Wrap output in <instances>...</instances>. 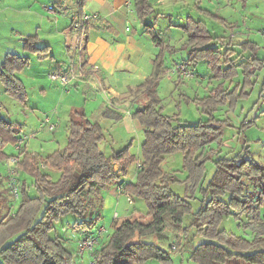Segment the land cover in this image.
<instances>
[{
    "label": "trees",
    "instance_id": "obj_1",
    "mask_svg": "<svg viewBox=\"0 0 264 264\" xmlns=\"http://www.w3.org/2000/svg\"><path fill=\"white\" fill-rule=\"evenodd\" d=\"M85 4L86 0L77 1L79 20ZM198 8L210 14L207 9ZM135 9L145 32L160 48L153 72L139 85L146 101L132 113L144 125L141 159L131 151V143L108 157L100 147L106 139L104 131L85 115L71 119L67 145L45 159L50 169L60 172L57 179L35 167L36 156L23 146L17 153L24 154L18 164L34 176L36 194L30 195L29 186L22 181L20 204L12 214L0 192V264H80L71 238L60 234L62 219L74 218L66 223L80 236L97 233L103 219L99 211L104 203L102 190L116 184L134 201L144 200L147 210L113 226L110 237L95 249L97 264H143L148 260L175 264V248L190 252V258L198 264H264V164L253 158L249 146H244L234 156L218 157L214 174L202 186L206 163L214 154L206 153L208 146L220 141L222 124L227 121L218 119L213 112L221 105L235 109L249 95L248 89L257 82L255 77L264 70V59L254 52L237 62L239 56L233 57L234 47L223 36L212 35L206 21L189 16L179 26L188 38L182 46L188 55L181 64L205 60L212 78L222 82L208 96L197 100L208 111L206 121H182L178 113H165L158 98L166 68L165 48L171 45L147 20L155 10L152 0H135ZM22 40L25 51L37 53L40 58L48 54L49 45L40 46L38 37ZM249 43L255 50L256 43ZM249 43L232 45L247 50ZM28 61V55L9 52L0 64V82L6 92L20 101L26 100L27 89L18 72ZM240 73L241 83L232 88L226 86V80L232 81ZM260 96L264 97V80ZM22 130V124L0 115V162L16 155H9L6 147L17 143ZM176 152L183 153L184 169L188 172V187L183 195L172 188V180L176 179L163 166L166 157ZM138 161L137 181L126 180L130 166ZM198 189L204 196L195 211L190 199L195 198ZM229 216L240 226L251 227L252 237L223 227L224 218ZM245 217L248 221L240 223Z\"/></svg>",
    "mask_w": 264,
    "mask_h": 264
},
{
    "label": "rangeland",
    "instance_id": "obj_2",
    "mask_svg": "<svg viewBox=\"0 0 264 264\" xmlns=\"http://www.w3.org/2000/svg\"><path fill=\"white\" fill-rule=\"evenodd\" d=\"M48 3L49 0H20V5L17 7L16 0H0V62H2L5 53L8 51L25 53L22 39L26 37V35L33 34L38 37L37 34L45 33L44 27H48V24L55 25L54 20L48 18V15L46 14L47 9L44 6ZM152 3L155 10L147 18L148 22L155 25V28L162 39L167 41V37H170L171 40L167 41V44L169 43L171 48L176 49L175 51H172L171 48H165L167 51L166 54L168 55L166 62L168 63L171 60L168 65L166 63L165 65L171 70H165V73L167 72V74H165V78L162 77L160 84L161 89L159 88L158 98L160 101H163L161 104L166 106L167 114L174 115L178 113V116L182 121H206L209 117L208 111L203 109V106L199 105L197 100L208 96L210 90L222 81L212 78L213 73L208 62L205 60L197 62L193 65V67L191 66V68L187 65L188 70L193 73L190 76H187L177 70L172 72V70L176 68V62L184 63L183 60L188 55V50L182 49L183 44L188 39L187 33L182 31V28L179 26L180 24H184L189 16H192L195 19H203L206 21L207 28L212 35L223 36L227 42H233L235 44H241L242 42H254L256 43L255 50L251 49L250 43L248 44L250 45V51L252 54L255 52L258 57L264 58V0H152ZM75 5L77 7L76 3ZM198 6L207 9L210 14L206 15L198 8ZM16 8L20 9L19 13L13 12ZM60 17L63 20L64 17ZM35 21H38L39 24L43 21L45 24H43V27L40 28L36 25ZM68 21L69 23L71 22L70 19H68ZM171 27L178 29V31L173 30V32H170L169 28ZM18 32H21V34H18ZM42 40L43 38L40 41ZM83 40H85V35L83 36ZM43 44L45 43L40 42V46ZM233 46L234 45H232V47ZM235 46L237 47V45ZM27 52L31 54V52ZM172 58H175V60H172ZM37 59V56L33 57L32 55L29 58V62L31 61L34 68L42 66V68L50 69L49 61L42 63V65H36ZM28 68L29 65H27L26 69ZM44 74V77H46L47 73ZM25 75L24 84L26 89L28 88L25 101L28 100L29 106L41 103L44 107H47L58 103V99H54L53 95L50 94L51 92L44 98L43 96L38 95L39 92H36V90L31 87L30 76H32V72H26ZM179 78L182 79V82H179ZM256 79L258 81L250 89H248L250 92L249 95L245 97V99H241L239 101L238 107H236L238 110L236 108L229 109L228 105H221L213 112L218 119L227 121H224L222 124L223 133L220 141H215L208 146L206 153L208 154V152H210L211 154L214 152V154H209L211 158L206 163V172L202 186L207 185L209 179L214 174L215 160L218 159V157L234 156L239 151H242L244 146H249L253 158L264 164V97L259 96L264 80V72L259 74ZM229 83H227L226 86L230 87L231 84ZM48 85H50V83ZM0 86L4 87L1 82ZM175 88L179 89L175 90ZM179 95L183 96L184 99L182 100L180 106H174L172 98H178ZM7 97L9 98V101L3 99L5 104L3 110L0 109V115L8 118L9 120H13L14 122L23 124V127L26 126L29 131V139L26 142L28 143V141L33 138L32 144L34 145L37 140H34L35 138L32 137L33 133L30 132H32L31 126H36L35 117L32 116L30 109H25V106L18 98H14L13 95H7ZM68 99L69 97L65 99L67 100L66 104L70 101ZM66 104H64V107ZM243 105H245V110L242 113L240 111L242 110L241 106ZM228 110H231V112L227 113ZM234 111L236 113L231 115ZM38 115H40V113H38ZM58 116L61 119V130L59 132H50L45 140H40L42 141L41 143L43 144L44 149H41L39 145L40 142L38 143V141V144L34 145L35 147H31L32 145L30 146L31 149L37 148L40 156L42 155L45 157L50 153L51 148L56 145L54 134H56L57 140L61 142V148H64L68 140V127L65 126L66 119L64 110L57 113L56 117L58 118ZM250 121L251 123H247ZM42 124L43 123H41V125ZM38 127L40 126L38 125ZM45 130H48V128H45ZM140 136L141 141L139 142L138 139H135L131 147L132 152L135 153L139 159L142 157L141 145L144 138L143 133ZM52 141H54V144H52ZM14 149V154H17L15 144H9L6 147V151L9 154L11 151H14ZM139 162L135 163L134 166L131 167L130 175L127 177L128 181H137V176L133 177V175L137 172V165H139ZM163 166L171 173L172 178L176 179L175 181L172 180V188L179 194L183 195L184 191L188 187L185 182L188 172L184 169L183 153L176 152L168 155ZM8 170L6 162H0L1 175L4 174L5 176V174L8 173ZM28 177V181L31 182L32 180L30 179H33L32 176L29 175ZM6 179L3 176H0V181L2 183L0 192L1 195L6 197L7 203L10 205L12 210H14L16 206H19L20 200H16L14 198V195L11 193L9 186L7 185L9 179L8 176ZM18 183L21 187L22 178L18 180ZM112 193L114 194L115 192ZM31 194H36L35 186H33ZM202 196H204L203 192L198 189L196 190L195 198L190 199L195 211L201 206ZM113 208L119 210L113 213L114 219L120 217V219L117 220L118 223L127 217L134 218L138 216L139 211L145 212L147 210L144 200L137 199L133 203H130L126 194H124L123 199L118 202L116 207H113V201L111 202L108 200L105 205L103 203V206L99 208V211L105 217L113 212ZM14 213L15 210L12 211V214ZM70 218L72 217H64L62 219L63 226L59 227V229L62 236H69L71 238V245L74 249H76L75 244L78 238L76 236L77 234L75 230H73V228H69L66 223L67 219ZM73 219L74 218H72V221ZM246 221H248L247 217H245V220L240 223H244ZM222 226L228 230H232L241 235H246L250 238L253 235V229L251 227L247 228L240 226L239 222L231 216L224 218ZM107 230L109 232L106 233L105 240H107L113 232V226H109ZM173 250L174 252L172 256L175 264H198L190 258V252L178 251V248ZM85 262V264H90L91 259L88 258ZM143 264L163 263L159 260H148Z\"/></svg>",
    "mask_w": 264,
    "mask_h": 264
},
{
    "label": "crops",
    "instance_id": "obj_3",
    "mask_svg": "<svg viewBox=\"0 0 264 264\" xmlns=\"http://www.w3.org/2000/svg\"><path fill=\"white\" fill-rule=\"evenodd\" d=\"M75 3L77 4V1L74 0H49L48 5H53L57 12L56 14H51L47 11L46 14L48 18L54 20L55 25L48 24V27H44V34H37L38 44L44 42L46 45H49L48 54L46 56L40 58L37 53L30 54L27 51H25V53L18 51L14 52L21 55H28L29 58L31 55L33 57L37 56L36 65H42V63L47 61L50 62V69H48L42 68V66L34 68L31 61H28L27 65H29V68L26 69L27 65H25V67L18 72V76L25 82V73L32 72V76H30L31 87H33L36 92H39L38 95L43 96V98L51 92L50 94L53 95V98L58 99V103L44 107L41 103L29 106L28 100L25 102L19 101L23 103L25 109H30L32 116L36 119V126H31L32 132L30 133H33L32 137L35 138L34 140H37L38 143L40 142L39 145L41 149H44V146L40 140H45L50 132H59L61 130V119L59 116L57 118L56 114L64 110L66 119L65 126L68 127L67 133L70 131L71 119L73 117L78 118L80 115H85L92 123H98L100 125L106 135V139L100 143V147L109 157L130 143L132 145L135 139H138L139 142L141 141L140 135L143 133L144 125L138 119L134 118L132 113L138 106L146 101V97L139 89V85L153 72L155 58L160 48L154 43L151 36L145 32L135 9V0H86V4L82 10L83 15L98 14L99 17L92 18L85 22L81 33L80 31H76L75 28L77 22L75 18L79 15ZM16 5L19 7L20 0H16ZM16 10L13 12H20L19 8H16ZM60 16L64 17L63 20ZM68 19H70V23ZM35 22L40 28L45 24L43 21L40 22V24L38 21ZM173 30L178 31V29L169 28L170 32H173ZM181 30L184 31L183 29ZM18 34H21V32H18ZM83 34L85 35V40H83ZM27 36L35 35L28 34L26 37ZM42 38L43 40L40 41ZM166 40L170 41L171 39L167 37ZM228 43H230L231 46L233 44V42ZM233 47L235 50L233 57L240 55L237 57V62L242 58H248L252 54L250 49L246 50L238 45L237 47L235 45ZM9 52L12 51L6 52L5 55ZM5 55L2 62L4 61ZM167 57L168 55L166 54L165 63L168 65L171 60L167 63ZM172 60H175V58H172ZM187 65L191 68L194 64ZM60 70L70 72L71 81L69 84L64 85L59 81H53L49 77L50 73ZM165 70L169 71L170 68L166 66ZM165 70L162 74L163 78H165V74H167ZM262 72H264V70L258 72L255 78H257L259 74H262ZM44 73H47L46 77H44ZM162 77L160 79V84ZM241 81L242 74L240 73L237 78L232 81H226L225 84L227 85V83L230 82V88H232L235 84L241 83ZM179 82H182V79L179 78ZM47 83H50V85ZM160 84V87H158V95L159 88L161 89ZM177 89L179 88H175V90ZM6 94L9 96L11 95L5 91L4 87L0 86V109L2 110L5 104L3 99L9 101ZM68 97L70 101L66 104L67 100L65 99ZM183 99L184 97L180 95L178 98H172L174 106H180ZM161 103H163V101H161ZM64 104H66L65 107ZM161 106L164 112L167 113L166 106L162 104ZM241 107L242 110L240 112L243 113L245 105ZM40 111L43 112L41 113ZM235 111L231 115H234L236 113ZM106 112L109 113V115H106ZM230 112L231 110H228L227 113ZM38 113H40V115H38ZM46 119L49 120V123H46ZM41 123L43 124L41 125ZM51 123L56 124L54 129L50 128ZM38 125L40 127H38ZM24 127L21 133L28 134L29 131L26 126ZM45 128H48V130H45ZM54 136L56 145L51 148L50 153L45 157L42 155L40 156L37 148H30L31 145V147H35L34 145L38 144L37 141L34 145L32 144L33 138L30 139L28 143H24V148L26 151L36 156V161L33 163L35 167L49 173L53 179H57L60 176V172L55 169H50L45 163V159L48 155L56 150L63 149L60 147L61 142L57 140L56 134H54ZM52 144H54V141H52ZM16 152H18L17 149ZM14 153L15 149L8 154L12 155ZM23 157L24 154L20 161L23 160ZM3 162H6L8 166L6 160ZM133 166L134 164L130 166L126 180H128L127 177H129L131 167ZM18 168L19 179L22 178V181L25 180V183L29 186L28 193L32 195L34 176L21 169L19 165ZM136 173H134L133 177L137 176ZM7 174L4 176V174L1 175L0 173V176L6 179ZM29 175L33 178L30 179L32 180L31 182L28 181ZM0 187H2L1 181ZM118 189L119 186L116 184L108 189L102 190L104 205L109 200L111 202L113 201V207L117 206L118 202L123 199L124 194H127L125 192L118 193ZM112 192L115 193L113 194ZM16 209L17 206L14 210ZM115 211L119 210L113 208V212L110 215L103 216L101 227H103L105 231L101 233L100 243L97 247L106 241L105 235L109 232L107 230L108 227L118 223L117 220L120 219V217L114 219L113 213ZM75 232L78 237H76L77 242L75 244L78 252V242L81 233L79 231ZM79 257L80 264H85L86 259L91 258L88 254L84 256L79 254Z\"/></svg>",
    "mask_w": 264,
    "mask_h": 264
},
{
    "label": "built area",
    "instance_id": "obj_4",
    "mask_svg": "<svg viewBox=\"0 0 264 264\" xmlns=\"http://www.w3.org/2000/svg\"><path fill=\"white\" fill-rule=\"evenodd\" d=\"M74 1H78V0H74ZM44 7L51 14H56V12H57L56 8L53 5L47 4ZM98 17H99L98 14H89V15L86 14V15H83L81 20H79L78 18H75V20L77 19V22L75 24L76 31H80V33H81L83 31V26H84L85 22L89 21L92 18H98ZM174 70H177V71H179V72H181L187 76H190L193 74L191 71L188 70L186 65L181 64V63H176V68H174L172 70V72ZM49 77L53 81H59L64 85L69 84L71 81L70 72H66L63 70L52 72V73H50ZM45 121H46V123H49L48 119H46ZM55 127H56L55 123L50 124L51 129H54ZM27 139H28V134L21 133L19 135L18 141L15 144L18 152H21V150L23 149L24 143L26 142ZM21 158H22V155H21V153H19V154L13 155L7 159V163L9 166V168H8L9 169L8 170V178L9 179H8L7 185L9 186L11 193L14 195V198L16 200L21 199V187L18 183V180H19V178H18V169H19L18 165L19 164L18 163L21 160ZM118 190L120 193L124 192L122 187H119ZM125 193H127L126 195L128 196L129 202L133 203L134 200H133V197L131 196V194L128 192H125ZM104 231H105V229L103 227H100L99 230L97 231V233L82 234L79 238L78 252L81 256L88 254L91 257L90 258L91 259L90 264H97L96 260L94 259V252H95L97 245L100 243V235ZM173 248H175V245H173Z\"/></svg>",
    "mask_w": 264,
    "mask_h": 264
},
{
    "label": "water",
    "instance_id": "obj_5",
    "mask_svg": "<svg viewBox=\"0 0 264 264\" xmlns=\"http://www.w3.org/2000/svg\"><path fill=\"white\" fill-rule=\"evenodd\" d=\"M118 165L115 166V169H117Z\"/></svg>",
    "mask_w": 264,
    "mask_h": 264
}]
</instances>
